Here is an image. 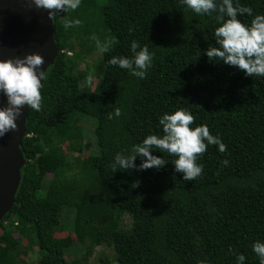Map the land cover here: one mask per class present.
Masks as SVG:
<instances>
[{
    "label": "trees",
    "instance_id": "16d2710c",
    "mask_svg": "<svg viewBox=\"0 0 264 264\" xmlns=\"http://www.w3.org/2000/svg\"><path fill=\"white\" fill-rule=\"evenodd\" d=\"M93 1L100 4L95 13L88 8ZM239 4L251 7L253 16L264 14V0ZM217 15L218 8L211 16L195 14L179 0H81L76 10L57 12L52 21L60 52L44 73L41 110L28 111L20 186L7 223L0 222V264H22L32 245L40 252L38 264H68L71 239L54 237L65 226L87 243V257L96 246L112 249L114 260L101 253L94 264H236L237 254L244 264H259L251 245L264 241V77L245 76L205 55L218 46ZM65 18L81 23L65 28ZM251 18L238 15L245 24ZM75 32L110 41L92 68L77 70L80 54L65 56ZM133 40L152 53L144 79L107 64L112 56L131 57ZM88 42H79V53L97 50L92 38ZM115 108L120 116L109 119ZM179 108L193 115L190 127L207 125L226 150L208 145L196 161L202 173L189 181L175 171L176 157L154 146L151 153L165 160L159 169L113 172L115 154L127 155L146 135H163L158 117ZM83 117L92 118L97 153L80 160L67 153L81 146L76 124ZM142 159L137 155L134 164ZM49 174L65 186L56 201L43 192ZM64 210L73 214L68 224ZM123 215L131 218L126 230Z\"/></svg>",
    "mask_w": 264,
    "mask_h": 264
},
{
    "label": "clouds",
    "instance_id": "9594fccd",
    "mask_svg": "<svg viewBox=\"0 0 264 264\" xmlns=\"http://www.w3.org/2000/svg\"><path fill=\"white\" fill-rule=\"evenodd\" d=\"M179 3L198 15L211 16L212 10L217 8L221 13L214 16L219 22L213 30L215 44L218 46L205 50V55L210 60L216 58L223 64L235 66L237 70H242L245 76L264 77V14L253 16L251 7L240 5L239 0H236L235 6L233 0H222L219 6L216 0H179ZM80 4L81 0H31L32 6L47 10L49 19L56 17L58 11H74ZM245 14L252 17L248 24L238 19V15ZM80 23L77 18L63 20L65 28ZM91 38L101 54L108 50L110 41L102 44L95 35ZM129 50L132 53L131 57L112 56L107 64L126 69L129 75L144 79L152 65V53L147 46H141L135 40L130 42ZM43 63L44 58L36 53L26 54L22 58L0 60V91L7 101V106L0 108V136L17 128L16 121L24 106L37 112L41 110L40 89L43 87L44 72L40 66ZM91 79L89 76L88 81ZM120 114V109L115 108L108 114V118L119 117ZM193 121V115L184 108L163 113L158 117V126L163 135H146L140 143L131 145L127 155L115 154L111 165L113 172L117 167L120 170L134 168L137 171L159 169L165 160L151 153L150 148L154 146L176 157L172 162L175 171L182 173L183 180H194L203 171V165L196 162L198 155L203 154L208 145H216L220 152L226 150V145L222 143L219 135L210 133L207 125L190 127ZM137 155L143 157L139 165L134 164ZM223 163L227 164L228 161L225 160ZM138 184L139 181H135L131 186L137 187ZM3 220L1 222L6 224L7 222ZM13 224L17 225L16 222ZM251 250L258 258L259 264H264V241L255 240ZM229 253H232L231 248ZM235 260L236 264H244L245 256L237 254ZM199 264L206 262L201 261Z\"/></svg>",
    "mask_w": 264,
    "mask_h": 264
},
{
    "label": "water",
    "instance_id": "95a60500",
    "mask_svg": "<svg viewBox=\"0 0 264 264\" xmlns=\"http://www.w3.org/2000/svg\"><path fill=\"white\" fill-rule=\"evenodd\" d=\"M54 33V23L46 9L32 6L31 0H0V60L36 53L44 58L40 67L45 73L60 52ZM6 106V97L0 91V108ZM28 111L24 106L17 128L0 136V222L14 206L20 186L25 164L21 145L27 136Z\"/></svg>",
    "mask_w": 264,
    "mask_h": 264
},
{
    "label": "rangeland",
    "instance_id": "374dc122",
    "mask_svg": "<svg viewBox=\"0 0 264 264\" xmlns=\"http://www.w3.org/2000/svg\"><path fill=\"white\" fill-rule=\"evenodd\" d=\"M100 4L98 1H93L89 5V9L91 13H95L99 10ZM95 21V19H94ZM84 29V28H83ZM83 33V32H82ZM88 39L91 40L89 34L83 33L80 34L79 32H75L73 34V37L71 38V42L73 44V51L67 52L66 51V58L70 59L74 57L76 54H80V57L77 60V70H83L85 66H89L90 68L93 67V64L96 65L98 63V59L100 57V52L97 50H93L91 53L87 54L84 52L79 53L81 48L79 47V42H86L88 45H91V42H88ZM93 83L96 82V80L92 79ZM76 128L79 133L81 146L79 147V150H74L73 152L67 153L69 156L78 157L80 160H85L88 156L95 155L97 153V146L95 143V138L92 134V118L90 117H83L80 118L79 121L76 124ZM70 138H76V133L72 132L70 134ZM65 145L62 146V148L65 150ZM71 164L75 166V162L71 161ZM67 172V171H66ZM76 172L75 167L72 168L71 171H68L67 179L70 177V174H74ZM65 188V186L61 183H58L52 179V176L49 174L45 178L44 185H43V192L50 197L52 201H56L58 199L60 190ZM65 215L64 218V224H68L72 221L73 214L71 213L68 215L66 210H64ZM131 223V218L128 215H123L120 219V225L123 229H128ZM54 237L55 238H70L72 241V244L69 248L65 250L64 257L68 264H94L96 261L98 255L101 253L107 255L109 258L114 260V253L112 249L107 248L105 246H96L92 250V253L87 257L85 256V250L86 245L81 244L75 233L71 232L68 227H63L61 230H55L54 231ZM23 246H28V243L26 240L22 241ZM40 257V252L38 251L36 245H32L31 248L27 251V254L25 256H21V263L22 264H38V260Z\"/></svg>",
    "mask_w": 264,
    "mask_h": 264
}]
</instances>
